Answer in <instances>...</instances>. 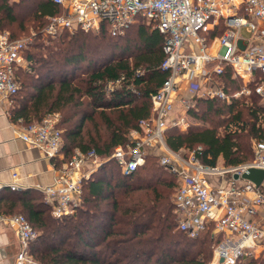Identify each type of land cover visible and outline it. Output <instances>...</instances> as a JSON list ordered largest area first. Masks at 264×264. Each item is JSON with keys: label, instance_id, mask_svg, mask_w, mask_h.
<instances>
[{"label": "trees", "instance_id": "16d2710c", "mask_svg": "<svg viewBox=\"0 0 264 264\" xmlns=\"http://www.w3.org/2000/svg\"><path fill=\"white\" fill-rule=\"evenodd\" d=\"M5 1L0 4V31L7 30L11 39L20 37L25 18L44 26L46 16L61 11L50 0ZM162 42L142 19L117 36L104 30L63 31L54 38L35 33L23 54L26 66L15 70L18 89L10 114L30 123L58 112L63 160L76 149L93 150L98 160H105L115 146H125L128 133L150 115V94L167 77L160 68ZM219 79L227 93L239 89L228 70ZM117 80V86L106 91V84ZM250 99L249 104L244 98L229 103L198 100L190 113L210 125L190 126L186 132L169 128L166 145L173 151L200 146L204 164L251 161V141L264 142V104H259V96ZM232 125L237 126L234 131ZM176 186L175 176L159 165L156 154L146 155L129 174H121L115 162L107 160L82 182L80 204L72 214L53 218L37 191L7 188L0 189V214L27 218L37 232L30 253L40 264H207L211 234L190 239L176 227ZM240 264H264V254Z\"/></svg>", "mask_w": 264, "mask_h": 264}, {"label": "built area", "instance_id": "2783aa9c", "mask_svg": "<svg viewBox=\"0 0 264 264\" xmlns=\"http://www.w3.org/2000/svg\"><path fill=\"white\" fill-rule=\"evenodd\" d=\"M59 14L46 16L41 30L51 38L67 31L122 35L140 19L163 39L160 68L167 72L161 86L150 94V115L138 121L129 142L115 146L105 160L93 150L76 149L61 161L52 183L38 187L53 218L70 215L80 204L82 182L104 161L113 160L121 174L140 167L149 153L175 176L172 196L176 227L188 238L210 233L213 241L211 264H240L264 254V179L259 186L240 175L249 168L264 171V142H253V159L239 165L204 164L201 147L173 151L165 143L169 128L186 132L190 112L198 100H264V0H50ZM219 31V32H218ZM246 33V37L242 35ZM34 33L11 39L0 31V103L12 106L18 85L15 70L25 65L24 52ZM242 42H247L243 46ZM239 82V89L227 93L219 79L226 71ZM182 81L187 82L181 90ZM117 81H109L111 91ZM60 115L51 112L37 122H20L19 138L39 149L47 159L63 158ZM238 175L234 179V175ZM13 179L17 175L14 173ZM217 178L219 180H208ZM19 189L15 181L8 185ZM13 226L18 240L14 264H40L30 253L37 232L20 213L0 215Z\"/></svg>", "mask_w": 264, "mask_h": 264}, {"label": "crops", "instance_id": "0c3cea01", "mask_svg": "<svg viewBox=\"0 0 264 264\" xmlns=\"http://www.w3.org/2000/svg\"><path fill=\"white\" fill-rule=\"evenodd\" d=\"M2 1L0 0V4ZM17 1L6 0L5 3L12 5ZM242 35L246 37L244 31H242ZM242 45H247V42H242ZM25 66L26 64L20 67L24 68ZM10 108L6 109L0 103V189H9L8 185L15 181L19 186V189L15 191L34 190L41 194L38 187H45L52 183L61 161H64V157L62 160L52 161L47 159L39 149L25 144L19 138V120H22V118L14 120L12 114H10ZM22 122L24 123L23 120ZM134 131L128 133V138L130 133ZM14 173L17 175L16 179H13L12 175ZM17 250L18 240L14 227L0 221V264H14Z\"/></svg>", "mask_w": 264, "mask_h": 264}, {"label": "rangeland", "instance_id": "374dc122", "mask_svg": "<svg viewBox=\"0 0 264 264\" xmlns=\"http://www.w3.org/2000/svg\"><path fill=\"white\" fill-rule=\"evenodd\" d=\"M30 9H31V7H30ZM28 13H29V15L30 16H32V14L34 13V11H33V9L32 10H29L28 11ZM27 19V20H26ZM34 24H32L33 23V21H31V18H29V20H28V18H25V20L23 21V26L25 27L24 28V30H23V32H21V33H19V36L21 37V36H25V35H29L30 33H41V30H42V28H43V26H39L38 25V23L36 24V20H34ZM117 85H115V86H113V88L114 87H116ZM186 86H187V82L186 81H182V84H181V90L182 89H185L186 88ZM251 98V97H250ZM245 99V103H247V104H249L250 102H251V99ZM259 104H264V100H260L259 101ZM190 116H191V125L190 126H204V127H207V126H209L210 124L208 123V122H204L203 120H201V119H199V118H196V117H194V116H192L191 114H190ZM226 116H223V117H221V118H219L220 119V121H221V119H224ZM261 122H262V125H264V117L263 118H261ZM236 127L237 126H234V125H232V128H230V129H232L233 131L236 129ZM223 126H221L219 129H218V131H219V134H222L223 133ZM255 140H252L251 141V149H252V152H253V142H254ZM152 154H154V153H149L148 155H152ZM219 162H221V161H219ZM208 180L210 181V180H215V181H217V180H219V179H217V178H210V177H208ZM173 193L174 192H172V196H173ZM21 214V213H20ZM211 251H212V245H211ZM211 260H212V257H211ZM211 260L207 263V264H211Z\"/></svg>", "mask_w": 264, "mask_h": 264}, {"label": "water", "instance_id": "95a60500", "mask_svg": "<svg viewBox=\"0 0 264 264\" xmlns=\"http://www.w3.org/2000/svg\"><path fill=\"white\" fill-rule=\"evenodd\" d=\"M234 179L238 178V175L233 176ZM240 178L243 180L250 181L256 186H259L264 179V171L259 169L249 168L246 172L240 175Z\"/></svg>", "mask_w": 264, "mask_h": 264}]
</instances>
